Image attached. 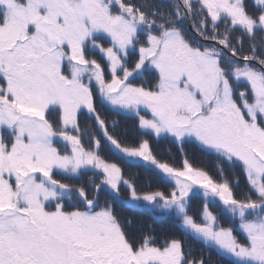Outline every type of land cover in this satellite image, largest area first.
<instances>
[{
	"label": "snow or ice",
	"instance_id": "6c2138e0",
	"mask_svg": "<svg viewBox=\"0 0 264 264\" xmlns=\"http://www.w3.org/2000/svg\"><path fill=\"white\" fill-rule=\"evenodd\" d=\"M0 264H264V0H0Z\"/></svg>",
	"mask_w": 264,
	"mask_h": 264
},
{
	"label": "rangeland",
	"instance_id": "374dc122",
	"mask_svg": "<svg viewBox=\"0 0 264 264\" xmlns=\"http://www.w3.org/2000/svg\"><path fill=\"white\" fill-rule=\"evenodd\" d=\"M171 145H172V148L174 149V150H172L171 154L175 155L177 153V148L174 147L175 145H173L171 143H168L166 141L159 142L158 144L154 145V148L156 149L158 155L166 157L167 154H168L166 152V150L167 149H172V148H169ZM186 151H188L189 154L192 155L195 152V149L193 150V148H191L189 146H186ZM197 155H199V154L197 153ZM201 161H202L203 166H205L209 171H212L214 169L215 161L213 160L212 157H209V156L208 157H205V156L199 157V159L197 160V163H200ZM133 171H135L137 174H141L142 175V172H141L140 169H133ZM118 211H120V209H118ZM127 214H128V210H127ZM139 214H140L139 218L146 225H151L153 227H156L150 216H148L147 214H142V213H139ZM166 227H168V225ZM157 229L159 230V227H157ZM191 243H192V246L194 248H197V249L200 248L199 244H196L195 242H191Z\"/></svg>",
	"mask_w": 264,
	"mask_h": 264
},
{
	"label": "flooded vegetation",
	"instance_id": "af4514ba",
	"mask_svg": "<svg viewBox=\"0 0 264 264\" xmlns=\"http://www.w3.org/2000/svg\"><path fill=\"white\" fill-rule=\"evenodd\" d=\"M115 119H117V120H120L121 121V126L122 127H130L131 126V121L130 120H124L123 118H121V117H119V116H117V117H114ZM156 144H158V143H156ZM156 144H154V145H156ZM174 147H176V146H174ZM189 147H191V146H189ZM169 148H172V145L169 147ZM192 148V147H191ZM169 150H171V152H172V150H174L173 148L172 149H167L166 150V152L168 153L169 152ZM193 150H194V148H193ZM205 157H208V156H205ZM128 214H131V210H128ZM138 216H140V214L139 213H136ZM155 226H156V228L157 227H159V229L161 228V227H166V225H160V224H155Z\"/></svg>",
	"mask_w": 264,
	"mask_h": 264
}]
</instances>
